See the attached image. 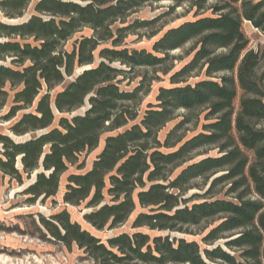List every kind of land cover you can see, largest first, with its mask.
Instances as JSON below:
<instances>
[{"label": "trees", "instance_id": "trees-1", "mask_svg": "<svg viewBox=\"0 0 264 264\" xmlns=\"http://www.w3.org/2000/svg\"><path fill=\"white\" fill-rule=\"evenodd\" d=\"M161 1L0 0V61L12 58L0 64V98L8 95L5 88L10 85L15 92L5 119L22 112L10 130L17 137L30 134L19 141L0 131V171L20 185L35 174L23 191L32 203L55 197L69 166L83 152L97 149L102 136L110 133L92 167L69 175L64 202H87L90 211L84 219L97 230L125 224L139 203L149 211L139 213L133 227L166 234L123 232L104 242L64 209L42 217L55 240L68 247L76 243L98 264H262L264 71L259 74L262 55L249 48L244 22L264 32V0H216L214 15L167 29L152 52L122 48L130 30L151 27L159 18L116 24L144 5ZM171 1L179 6L191 0ZM207 2L194 4L203 8ZM32 3L31 15L13 22L22 19ZM86 28L92 34L76 39L68 49V41ZM194 39L198 42L193 58L170 78L175 85L161 87L157 103L149 104L141 120L128 126L139 118L144 84L123 89L126 75L138 67L166 65L170 51ZM108 43L111 46L104 47ZM197 70L206 78L181 84ZM201 107H206L208 121L201 132L177 137L191 122L186 114L165 141L159 139L179 110ZM211 145L219 148V155L195 160L197 150ZM220 171L223 174L213 177ZM198 178L209 183L208 189L185 196ZM227 183L231 185L226 195L232 197H215V189ZM215 218L218 222L203 239L214 245L231 233L225 243L228 250L173 235L190 233V226Z\"/></svg>", "mask_w": 264, "mask_h": 264}, {"label": "rangeland", "instance_id": "rangeland-1", "mask_svg": "<svg viewBox=\"0 0 264 264\" xmlns=\"http://www.w3.org/2000/svg\"><path fill=\"white\" fill-rule=\"evenodd\" d=\"M258 2L260 0H253ZM195 0L190 2L183 3L179 6L171 0H165L161 2H153L146 4L143 7L139 8L136 13L128 17L126 22L122 24L117 23L116 26H124L131 24L132 22L139 20H151L154 18H159L151 27H140L134 30H130L127 36L123 39V47H129L130 49H145L149 52L153 51V45L157 39H159L167 29L172 27L180 26L179 24L185 21H193L199 17H205L208 15H214L212 6L217 3L216 0H208L203 8H198L194 4ZM175 6L174 9L172 7ZM34 3L30 5L28 10L25 13V16L17 21L20 22L24 19H27L33 12ZM3 16L0 14V18ZM9 21V20H6ZM245 31L247 36L250 38V49L260 51L262 55V61L260 64L259 74L264 71V32L255 27L253 23L245 21ZM92 30L89 28L80 31L67 43V48L71 49L75 40L81 36H90ZM0 40H3L0 38ZM31 41V40H30ZM198 39L187 43L180 49L170 51L171 58L166 62L164 66L157 67H138L134 72H131L126 75L124 82L121 83V87L127 90H133L138 87L139 84H144L143 91L140 93L142 103L139 105V118L130 123L131 124L139 122L145 114V110L149 107V104L157 103V94L161 87H171L175 84L170 81L171 76L179 71L181 67L189 62L194 54L191 53L194 46L197 44ZM105 46H111V43H108ZM102 48V47H101ZM100 50V48H99ZM98 61L100 60L98 53ZM9 57L7 62L0 61L4 64H9L11 61ZM115 65H118L116 63ZM172 68V69H170ZM206 78L204 71L200 70L195 71L190 77H186L181 84L192 83L195 84L196 81ZM61 87L53 91V94L60 90ZM8 95H2L0 98V131L5 134L13 135L16 140L22 141L27 138H30V134L25 135L24 137L15 136L11 130L10 126L19 118L22 114L20 112L18 117L7 121L5 119L6 114L10 110V107L13 104V95L14 90L12 87L7 86L5 88ZM86 107H82L77 112L81 113ZM207 113L206 107L196 108L195 111L190 112L185 109L179 110L176 118L169 121L168 124L160 131L159 139L165 141L168 132L173 129L178 122L184 118L186 114L191 115V122L185 123L182 130L177 134V137L184 136L185 139L190 138L196 135L198 132H201L203 129L204 123L208 121L205 120V115ZM264 126V124H262ZM115 133V132H112ZM111 135L110 133H105L101 138V143L92 152H83L80 155L79 161L69 166L68 172L65 173L60 181V188L55 197L38 199L37 202L32 203L28 201V195H24L23 191L26 189L27 185L33 182L35 179V174L31 178L25 177L24 184L20 185L15 179H11L10 176L5 175L0 171V264H98L92 257H90L84 249H81L76 243L72 244L70 247L61 243L58 240H55L48 230L44 227L42 223V217L50 218L54 213L66 209L69 214H71L72 220L77 221L82 228L90 230L98 238L100 237L102 241L106 242L108 238L114 237V235L129 232L134 233L136 231H145L149 233L152 237L157 236V234L166 232H161L158 230H151L148 226L142 228L133 227V222L137 215L142 211H149V208H143L138 203V198H135L137 201V206L134 213L128 219V221L113 229L108 227L103 230H97L92 227L84 219V213L90 211L86 207L84 202L81 205H72L66 204L63 200V196L67 190L68 177L72 173L83 174L89 170L94 161L97 159L98 153L103 149L105 145V138ZM0 149L2 146L0 144ZM163 152H169L173 149H161ZM219 148L215 145L211 147H204L194 154L196 157L195 160H198L203 157L208 156H217L219 155ZM183 168L176 170L175 175L178 174ZM223 174L222 171L216 173L213 177ZM212 177V178H213ZM108 184V182H107ZM193 188L188 191L185 195L187 197L191 196L194 193H204L208 187L209 183L206 184L203 178H198L193 181ZM230 183L219 185L215 190L217 191L215 197L220 198H231L232 195L227 194V188L230 186ZM110 184H108V187ZM107 187V189H108ZM107 189L105 190V195L107 201H110V197L107 195ZM218 218L210 220L208 222H202L199 226H190V233H181L173 232V235L177 237H183L189 240H196L201 245L214 248L216 245H222L226 248L225 243L230 239L231 233H228L225 238H220L214 243V245H207L203 237L209 232L211 228L216 225ZM236 233V232H235ZM232 233V234H235ZM227 249V248H226ZM228 250V249H227ZM232 251V250H231ZM237 256H239V252ZM264 264V261L263 263Z\"/></svg>", "mask_w": 264, "mask_h": 264}]
</instances>
